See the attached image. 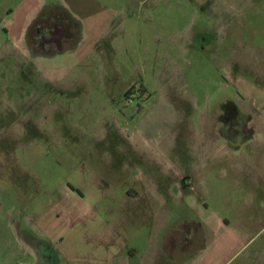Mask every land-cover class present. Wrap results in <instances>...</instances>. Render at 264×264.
Returning <instances> with one entry per match:
<instances>
[{
  "label": "rangeland",
  "instance_id": "374dc122",
  "mask_svg": "<svg viewBox=\"0 0 264 264\" xmlns=\"http://www.w3.org/2000/svg\"><path fill=\"white\" fill-rule=\"evenodd\" d=\"M55 1L80 21L78 48L0 62V264H30L6 255L30 236L60 264H121L149 237L201 246L219 208L215 119L264 87V0Z\"/></svg>",
  "mask_w": 264,
  "mask_h": 264
},
{
  "label": "crops",
  "instance_id": "0c3cea01",
  "mask_svg": "<svg viewBox=\"0 0 264 264\" xmlns=\"http://www.w3.org/2000/svg\"><path fill=\"white\" fill-rule=\"evenodd\" d=\"M49 4L63 6L80 23L70 7L55 0H37L29 9L7 0L0 2V62L6 58L18 61L20 49L25 47L28 51L26 30L38 12ZM19 12L24 15L21 25L9 23V19ZM80 41L81 24L79 41L69 51H75ZM262 59L264 60V56ZM258 77L264 82V69L258 71ZM236 94L238 101L224 103V113L214 123L219 125L214 130L224 143L218 151L220 185L216 201L219 208L214 211V224L210 229L206 227L207 224H202L205 242L197 248L184 250L179 245L169 248L164 246L167 236L163 237L158 247L153 245L154 242L149 237L145 239L143 248L132 244L122 246L125 256L119 260L121 264H229L233 260L236 264H264V240L255 244L258 233L254 231V226L257 225L255 223L264 221V87L242 88ZM228 109L232 113L226 118ZM227 143L230 147H227ZM139 196L141 195L138 193L129 194L130 199L136 200ZM146 199L157 201L153 194ZM204 206L207 207L206 204ZM142 220L146 222L147 216L144 215ZM42 237L47 238L46 235ZM38 243L49 245L54 255L53 263L49 264H60L54 246L49 242L34 240L33 236L22 247L8 248L6 255L10 259L21 250L27 253L28 263L45 264L37 247ZM107 250H113V247ZM181 252L185 255L180 258L177 255ZM137 255H142L138 262L135 261Z\"/></svg>",
  "mask_w": 264,
  "mask_h": 264
},
{
  "label": "flooded vegetation",
  "instance_id": "af4514ba",
  "mask_svg": "<svg viewBox=\"0 0 264 264\" xmlns=\"http://www.w3.org/2000/svg\"><path fill=\"white\" fill-rule=\"evenodd\" d=\"M59 4L43 7L29 25L26 37L28 50L35 58H49L73 49L78 41L80 29ZM134 87L128 91L133 90ZM42 261L53 263L54 255L49 245L38 243Z\"/></svg>",
  "mask_w": 264,
  "mask_h": 264
},
{
  "label": "trees",
  "instance_id": "16d2710c",
  "mask_svg": "<svg viewBox=\"0 0 264 264\" xmlns=\"http://www.w3.org/2000/svg\"><path fill=\"white\" fill-rule=\"evenodd\" d=\"M64 10H65V12L68 14V15H70L69 14V12L64 8ZM71 16V15H70ZM73 18V17H72ZM73 19H75V18H73ZM74 22H75V24L77 25V27L80 29V23L75 19L74 20ZM28 32H27V34L29 33V28H28V30H27ZM27 34H26V37H27Z\"/></svg>",
  "mask_w": 264,
  "mask_h": 264
}]
</instances>
